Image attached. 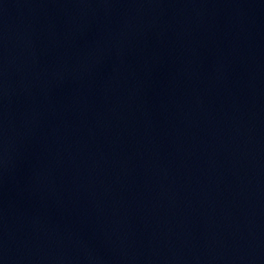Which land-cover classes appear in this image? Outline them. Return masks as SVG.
Returning a JSON list of instances; mask_svg holds the SVG:
<instances>
[{
    "label": "water",
    "instance_id": "obj_1",
    "mask_svg": "<svg viewBox=\"0 0 264 264\" xmlns=\"http://www.w3.org/2000/svg\"><path fill=\"white\" fill-rule=\"evenodd\" d=\"M0 264H264V0H0Z\"/></svg>",
    "mask_w": 264,
    "mask_h": 264
}]
</instances>
